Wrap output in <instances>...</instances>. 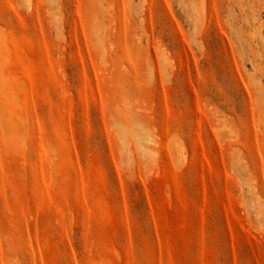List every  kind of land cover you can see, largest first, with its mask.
<instances>
[{"label": "rangeland", "instance_id": "1", "mask_svg": "<svg viewBox=\"0 0 264 264\" xmlns=\"http://www.w3.org/2000/svg\"><path fill=\"white\" fill-rule=\"evenodd\" d=\"M0 264H264V0H0Z\"/></svg>", "mask_w": 264, "mask_h": 264}]
</instances>
